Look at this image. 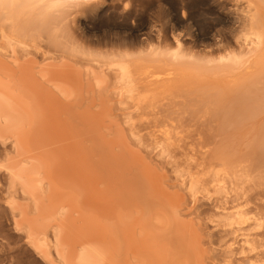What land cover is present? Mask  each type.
I'll return each mask as SVG.
<instances>
[{
	"label": "bare ground",
	"instance_id": "bare-ground-1",
	"mask_svg": "<svg viewBox=\"0 0 264 264\" xmlns=\"http://www.w3.org/2000/svg\"><path fill=\"white\" fill-rule=\"evenodd\" d=\"M66 1L0 0V144L12 148L0 167L8 174L16 228L45 264H211L207 234L203 237L190 199L208 186L224 198L217 208L223 231L246 230L258 216L238 203L227 206V199L234 188L242 190L236 186L248 173L232 160L219 158V167L208 171L196 162L187 192L188 179L181 185L157 162L161 156L176 161L171 129L152 130L146 135L150 142L138 131L154 99L187 85L188 75L181 71L185 50L175 40V53L148 46L135 59L125 55L102 66L90 55L87 65L54 57L39 39L45 30L47 37L50 19ZM236 1L246 3V24L240 54L218 61L227 67L238 66L264 43V0ZM163 67L169 79H152L150 73ZM126 104L140 120L124 112ZM157 147L162 148L158 155ZM175 164L185 170L183 178L193 163ZM243 242L255 249L250 238Z\"/></svg>",
	"mask_w": 264,
	"mask_h": 264
},
{
	"label": "rangeland",
	"instance_id": "rangeland-1",
	"mask_svg": "<svg viewBox=\"0 0 264 264\" xmlns=\"http://www.w3.org/2000/svg\"><path fill=\"white\" fill-rule=\"evenodd\" d=\"M245 6V1L236 0H70L63 3L61 13L53 14L50 19H54L53 22L49 21L53 25L45 27L49 38L46 39L45 30L44 36L41 34L39 39V43L44 39L42 47L50 50L54 57L64 56L77 65H85L90 56H94L98 66L108 63V60L118 61L119 57L125 55L131 60L135 59L148 46L175 53V40L180 42L181 50H185L183 53L190 59L186 58V63L181 66V71L188 75V83L180 87L179 93L173 92L175 95L154 99L151 102L153 108L144 113L148 122L145 118L144 124H141L143 121L138 123L142 127L137 128L138 131L143 130L145 142H150L146 135L152 130L158 131L166 126V129H171L176 140L172 141L177 146L174 155L180 154L175 159L181 165L189 161L194 168V163L198 165L199 162L208 171L218 164L214 168L217 169L218 159L221 158L241 164L248 173L246 181L239 178L240 184L237 182L236 187L242 192L234 188L227 199L230 204L227 206L238 203L258 216L257 223L246 230L235 234L223 231L224 227L222 229L219 224L222 217L218 215L217 208L224 204V198L217 197L208 186L197 189L195 196L199 200L196 197H193L195 200L190 199L194 216L199 217L197 219L202 225V234L205 232L203 237L207 234L204 239L208 246L204 247L206 251L208 248L207 252L212 251L210 255L207 253L211 264H264V43L236 67H227L218 62L225 55L240 54L238 42L246 24L243 18ZM54 25L57 32H53L56 31ZM48 28H52V31ZM56 33L55 41H58L53 44L52 35L55 37ZM150 74L155 80L169 79L166 67ZM122 107L134 120H140V113H135L136 109L127 104ZM163 142L161 146L166 145ZM0 145V164H4L12 148L9 143ZM165 145L163 147L166 148ZM177 148H180V153ZM154 151L158 155L162 148L157 147ZM182 154H189L190 157L195 154V161L192 162L194 159H189V155L185 157ZM202 155L207 157L204 159ZM161 157H158V164L166 165L170 176L175 175L174 178L180 180L181 185L188 179L184 186L187 192L190 191L193 182L190 172L196 174L197 169L193 171L191 168L182 178L180 173L185 170L176 166V161L168 163L167 158ZM2 171L0 167V264H45L33 252L23 232L15 226L9 204V178L7 172ZM228 190L231 191L230 187ZM17 194L16 197L20 199V193ZM245 236L253 241L251 244L254 243L253 250L256 251L243 244Z\"/></svg>",
	"mask_w": 264,
	"mask_h": 264
}]
</instances>
